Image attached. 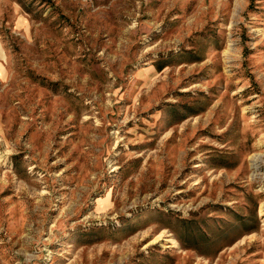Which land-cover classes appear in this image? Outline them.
Returning a JSON list of instances; mask_svg holds the SVG:
<instances>
[{
	"label": "rangeland",
	"instance_id": "obj_1",
	"mask_svg": "<svg viewBox=\"0 0 264 264\" xmlns=\"http://www.w3.org/2000/svg\"><path fill=\"white\" fill-rule=\"evenodd\" d=\"M0 264H264V0H0Z\"/></svg>",
	"mask_w": 264,
	"mask_h": 264
}]
</instances>
